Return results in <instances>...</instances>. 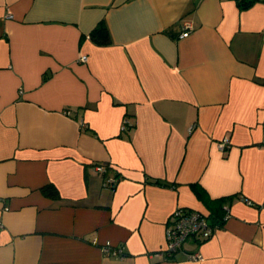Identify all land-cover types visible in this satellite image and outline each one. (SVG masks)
I'll use <instances>...</instances> for the list:
<instances>
[{
    "label": "crops",
    "instance_id": "obj_1",
    "mask_svg": "<svg viewBox=\"0 0 264 264\" xmlns=\"http://www.w3.org/2000/svg\"><path fill=\"white\" fill-rule=\"evenodd\" d=\"M177 207L219 227L166 257ZM0 220V264H264V0H0Z\"/></svg>",
    "mask_w": 264,
    "mask_h": 264
},
{
    "label": "built area",
    "instance_id": "obj_2",
    "mask_svg": "<svg viewBox=\"0 0 264 264\" xmlns=\"http://www.w3.org/2000/svg\"><path fill=\"white\" fill-rule=\"evenodd\" d=\"M11 17V15H9ZM184 32L182 37H186L189 34V29H191V23L189 20L183 21ZM86 55H81L80 60L86 61ZM128 120L124 119L122 127H126ZM229 146V140L227 138L223 139L218 143V148L224 150ZM97 171H105L106 166L103 164L95 165ZM113 182L111 179H107L105 184H110ZM225 208H227L225 206ZM228 214L224 215L226 218ZM2 225L0 220V226ZM219 227L218 223L212 222L210 218L201 213L198 210L189 209L185 207H177L171 213L168 223L165 225V243L162 249L163 254L166 257H171L175 252L182 249L185 241L190 237H199L201 239H207L213 235L214 231ZM102 251L105 254H110L111 252L115 253L111 249L110 242H106L102 246ZM187 258L192 261H201L203 255L200 251H190L187 253Z\"/></svg>",
    "mask_w": 264,
    "mask_h": 264
},
{
    "label": "trees",
    "instance_id": "obj_3",
    "mask_svg": "<svg viewBox=\"0 0 264 264\" xmlns=\"http://www.w3.org/2000/svg\"><path fill=\"white\" fill-rule=\"evenodd\" d=\"M253 1L254 0H237L238 6L241 8H244L248 5H250ZM91 36L96 41H99V42H108L110 40L109 31L103 22H100L99 25H97L93 29ZM42 191H43V193H45L46 195L51 196V197H57L58 196L56 189L51 185H47V186L43 187Z\"/></svg>",
    "mask_w": 264,
    "mask_h": 264
}]
</instances>
